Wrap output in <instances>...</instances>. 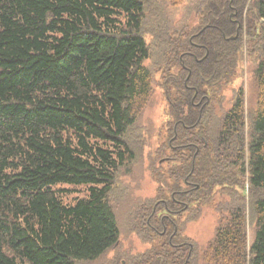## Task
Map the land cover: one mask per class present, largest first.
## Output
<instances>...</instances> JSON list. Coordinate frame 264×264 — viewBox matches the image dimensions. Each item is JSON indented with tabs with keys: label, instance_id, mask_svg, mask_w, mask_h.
Returning <instances> with one entry per match:
<instances>
[{
	"label": "trees",
	"instance_id": "1",
	"mask_svg": "<svg viewBox=\"0 0 264 264\" xmlns=\"http://www.w3.org/2000/svg\"><path fill=\"white\" fill-rule=\"evenodd\" d=\"M145 1L0 0V264L95 261L117 245L108 196L134 160L125 138L152 92L145 63L156 43L143 36ZM246 1L197 0L193 25L162 37L161 59L169 53L179 70L163 83L171 117L166 163L188 154L179 163L185 189L149 208L145 224L159 245L148 253L152 264H189L193 246L174 245L179 226L172 217L189 220L208 188L232 187L238 175L247 177L252 196L251 242L238 205L199 259L264 264V199L257 196L264 192V59L253 71L246 162L241 93L223 115L219 106L220 88L236 69ZM251 11L248 32L264 18V0H253ZM255 31L264 42V27ZM60 185L85 187L87 195L63 203Z\"/></svg>",
	"mask_w": 264,
	"mask_h": 264
},
{
	"label": "rangeland",
	"instance_id": "2",
	"mask_svg": "<svg viewBox=\"0 0 264 264\" xmlns=\"http://www.w3.org/2000/svg\"><path fill=\"white\" fill-rule=\"evenodd\" d=\"M196 2L197 0H182L179 5H172L160 0L145 1L146 19L143 36L146 43L151 44L152 47L156 43V49L153 48L152 51V62L145 63L152 72L153 83L147 105L125 138L134 153V160L127 167L120 169L113 190L108 196L119 227V240L115 247L99 259L76 264H152L148 260V253L159 245L158 239L152 236L145 224L151 210L149 208L158 198L170 197L172 191L185 189L183 181L186 179L187 171L180 169L179 163L187 159L188 154L185 151L179 152V163L170 161L166 163V158L171 153L167 149L165 130L171 117L163 83L172 75H178L179 70L173 62L171 63L169 53L166 55V62L161 59L163 50L160 43L166 31H168L166 37H171L173 31L193 25L196 15L193 7ZM252 3L253 0H247L244 5L240 18L241 48L235 63L236 69L233 76L228 77L222 84L219 98L223 115L232 106L235 96L241 93L244 116V159L242 160L244 162L247 161V146L250 141V118L255 111L257 101L253 71L264 59V42L260 43V37L256 39L258 34H262L255 31L261 32L264 18L257 20L251 32L247 30L246 21L253 15ZM209 172L205 170L203 177L206 174L209 176ZM192 181H199L198 171ZM233 181L232 187L229 188H226L227 186L208 188L198 214L190 217L189 220L187 215L172 217L179 226L174 245L184 242L193 246L194 256L189 264H202L199 257L214 239L219 223L228 215L229 209H235L238 205H242L246 214V241L248 245L250 244L254 230V216L250 208L252 196L247 177L238 175ZM55 190L59 191L62 202L66 204H71L74 200L85 198L87 195L85 187L60 185ZM257 196L264 199V192H259ZM147 205L148 209H146ZM193 211L195 212V209ZM161 216L160 213L155 218L159 220Z\"/></svg>",
	"mask_w": 264,
	"mask_h": 264
},
{
	"label": "flooded vegetation",
	"instance_id": "3",
	"mask_svg": "<svg viewBox=\"0 0 264 264\" xmlns=\"http://www.w3.org/2000/svg\"><path fill=\"white\" fill-rule=\"evenodd\" d=\"M183 243H184V242H183ZM184 244H185V243H184ZM186 245H189L190 249L192 248V245H191V244H187V243H186Z\"/></svg>",
	"mask_w": 264,
	"mask_h": 264
}]
</instances>
